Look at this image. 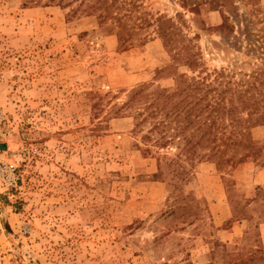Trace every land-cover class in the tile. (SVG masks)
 I'll use <instances>...</instances> for the list:
<instances>
[{
  "label": "rangeland",
  "instance_id": "rangeland-1",
  "mask_svg": "<svg viewBox=\"0 0 264 264\" xmlns=\"http://www.w3.org/2000/svg\"><path fill=\"white\" fill-rule=\"evenodd\" d=\"M75 1L0 0V264H264V124L253 141H217L231 169L205 149L186 176L164 165L153 176L176 142L144 153L131 113L114 108L133 87L174 86L157 74L169 55L152 27L123 49L96 17L70 15ZM227 2L231 35L207 6L193 18L179 0L128 14H183L209 69L264 68V0Z\"/></svg>",
  "mask_w": 264,
  "mask_h": 264
},
{
  "label": "trees",
  "instance_id": "trees-1",
  "mask_svg": "<svg viewBox=\"0 0 264 264\" xmlns=\"http://www.w3.org/2000/svg\"><path fill=\"white\" fill-rule=\"evenodd\" d=\"M51 1L66 7L74 0ZM179 1L180 7L193 18L201 14L203 6H207L208 11H218L221 22L215 28L221 33H234L232 16L223 10L229 4L227 0ZM75 2L77 5L71 7L70 15L82 13L96 17L101 27L116 35L123 49L130 46L133 35L139 30L152 27L169 55V63L158 69L157 74L166 72L174 77V86L133 87L126 100L114 108L116 112L131 113L133 131L141 133L144 153H151L152 146L167 148L176 142L178 154L158 159V170L153 176H160L163 165L174 177L186 176L188 169L184 162L191 165L196 158L203 157L205 149L209 152L207 157L215 159L218 169L233 168V159L221 158V144L217 141H253L249 136L251 129L264 124V68L256 65L249 73H241L242 76L224 68H207L193 40L199 34L193 32V37H188L183 31L188 27L187 22L179 12L175 17L141 14L138 22H130L128 13L140 8L139 0ZM140 37H143L141 42L148 39L147 34L138 35L137 39ZM179 67L191 75L179 72Z\"/></svg>",
  "mask_w": 264,
  "mask_h": 264
},
{
  "label": "crops",
  "instance_id": "crops-1",
  "mask_svg": "<svg viewBox=\"0 0 264 264\" xmlns=\"http://www.w3.org/2000/svg\"><path fill=\"white\" fill-rule=\"evenodd\" d=\"M211 13H213V18L215 19V24L220 23V22H221V16H220V13H219L218 11H209L207 14H211ZM207 24H208V23H207ZM211 24H214V23H211ZM262 172H264V170H261V171H260L261 175H262ZM219 204H220V207H221V195H220V194H219V200H218L216 203L213 202L212 205L218 206ZM228 213H229V216H227L226 220L230 218V210H228ZM216 217L222 220V218H221V214H216ZM224 221H225V220H224ZM219 224H221V221L219 222ZM238 226H239V223H238V222H237V224H236V223H233V226H232L230 229H228L229 234H230L231 232H233V234H234V233H237ZM257 230H258V232H259V238H260V240H261V244H262L263 247H264V222H260V223H258ZM227 239H229V244H231L232 239H233V235H231V236H230L229 238H227Z\"/></svg>",
  "mask_w": 264,
  "mask_h": 264
},
{
  "label": "built area",
  "instance_id": "built-area-1",
  "mask_svg": "<svg viewBox=\"0 0 264 264\" xmlns=\"http://www.w3.org/2000/svg\"><path fill=\"white\" fill-rule=\"evenodd\" d=\"M14 168H11L10 170H9V173L11 174V179H12V182L13 183H15V181H16V179H15V177H14ZM11 185V184H10Z\"/></svg>",
  "mask_w": 264,
  "mask_h": 264
}]
</instances>
